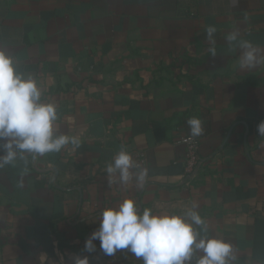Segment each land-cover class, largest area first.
<instances>
[{
	"label": "crops",
	"instance_id": "0c3cea01",
	"mask_svg": "<svg viewBox=\"0 0 264 264\" xmlns=\"http://www.w3.org/2000/svg\"><path fill=\"white\" fill-rule=\"evenodd\" d=\"M237 28L264 49V0H0V49L82 140L0 169V264H143L126 250L105 256L98 240L84 249L102 210L127 196L157 212L196 202L201 235L231 240L234 264H264V65L237 67L240 50L224 38ZM191 117L204 131L185 184ZM121 147L137 162L142 153L144 189L109 185Z\"/></svg>",
	"mask_w": 264,
	"mask_h": 264
},
{
	"label": "clouds",
	"instance_id": "9594fccd",
	"mask_svg": "<svg viewBox=\"0 0 264 264\" xmlns=\"http://www.w3.org/2000/svg\"><path fill=\"white\" fill-rule=\"evenodd\" d=\"M217 28L207 25L208 53L215 57ZM225 40L240 50L237 67L251 71L264 65V49L241 38L240 30L225 35ZM43 91L32 76L17 72L14 59L0 49V169L14 166L16 161L28 162L49 153H59L69 145L73 150L80 147L79 135H68L60 130L57 104L42 99ZM187 124L192 137L200 136L203 122L191 117ZM264 136V120L257 125ZM109 185L127 189L134 185L144 189L149 180V170L142 167L121 147L105 169ZM198 203L182 214L169 211L141 209L133 196H127L116 205L105 207L100 213L99 227L86 239L84 249L95 252L99 241L105 256L127 251L142 260L143 264H191L195 253H201L196 264H234L236 249L231 240L221 236L201 235L200 226L207 233V222L199 214ZM73 264H90L89 256H76Z\"/></svg>",
	"mask_w": 264,
	"mask_h": 264
},
{
	"label": "built area",
	"instance_id": "2783aa9c",
	"mask_svg": "<svg viewBox=\"0 0 264 264\" xmlns=\"http://www.w3.org/2000/svg\"><path fill=\"white\" fill-rule=\"evenodd\" d=\"M181 141L185 145V154L183 157V176L185 177L184 183L189 184V182L196 176L198 165L200 163V159L197 154V139L192 136H186L182 138ZM138 156L140 159L138 163H140V161L142 162V153H139Z\"/></svg>",
	"mask_w": 264,
	"mask_h": 264
}]
</instances>
